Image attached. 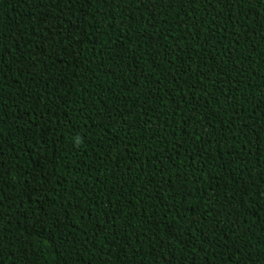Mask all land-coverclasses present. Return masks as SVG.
Wrapping results in <instances>:
<instances>
[{"label":"trees","instance_id":"16d2710c","mask_svg":"<svg viewBox=\"0 0 264 264\" xmlns=\"http://www.w3.org/2000/svg\"><path fill=\"white\" fill-rule=\"evenodd\" d=\"M0 264H264V0H0Z\"/></svg>","mask_w":264,"mask_h":264}]
</instances>
